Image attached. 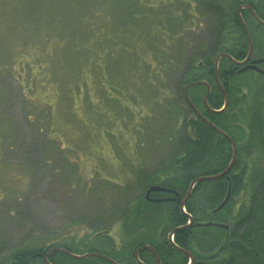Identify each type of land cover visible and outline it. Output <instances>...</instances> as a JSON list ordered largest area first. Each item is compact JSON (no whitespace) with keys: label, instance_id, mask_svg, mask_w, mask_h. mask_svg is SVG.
Masks as SVG:
<instances>
[{"label":"rangeland","instance_id":"rangeland-1","mask_svg":"<svg viewBox=\"0 0 264 264\" xmlns=\"http://www.w3.org/2000/svg\"><path fill=\"white\" fill-rule=\"evenodd\" d=\"M178 3L194 20L177 40L182 38L179 43L187 46L182 57L189 58L211 43L208 31L214 27L205 21L204 7L197 11L198 2ZM168 8H173L171 0H0V247L4 251L33 240L36 246L58 242L78 255L112 252L119 258L137 241L148 244L156 235L168 239L171 230L159 229L160 222L148 227L132 217L144 194L135 175L137 165L150 173L169 153L168 141L161 136V129L170 124L168 117L163 105L155 104L151 112L149 102L157 68V57L151 55L164 47L165 56L172 49L166 45L168 25L162 14ZM152 21L155 25L148 26ZM73 22L80 27L71 26ZM68 27L76 38L90 29L81 43L87 49L84 63L74 59L76 41L67 38ZM249 29L257 36L264 32L251 22ZM226 35L223 42L230 48ZM263 48L257 46L254 57ZM175 53L170 57L178 56ZM228 66L224 61L218 65L220 71ZM178 73L167 83L179 81ZM200 91L201 98L194 92L191 96L202 101L206 90ZM175 105L186 111L181 103ZM197 111L203 113L201 108ZM141 117L148 125L153 123L142 141L136 135ZM186 117L193 118V112L187 111ZM60 146L66 149L61 151ZM241 193L238 202L249 191ZM202 208L192 215L199 223L210 214ZM221 225L226 232L228 225ZM216 249L208 245L197 250L207 257ZM147 264H154L150 257Z\"/></svg>","mask_w":264,"mask_h":264},{"label":"trees","instance_id":"trees-1","mask_svg":"<svg viewBox=\"0 0 264 264\" xmlns=\"http://www.w3.org/2000/svg\"><path fill=\"white\" fill-rule=\"evenodd\" d=\"M171 2L173 8H168V11H163L162 14L168 25L166 28L169 34V42L166 45L170 44L172 49L165 56L161 53L164 47L151 55L157 57L155 59L157 68L152 76L154 81L151 82V88L153 90H150L152 92L149 100L151 112L154 110L152 108L155 104L156 107L163 105L164 112L168 117L170 124L161 129V136H165L166 142L168 141L169 153L165 155L160 165L150 173L144 171V166L137 165L135 175L143 187L144 194L133 210L132 217L134 221L138 220L142 225L148 227L160 222L159 229L168 228L170 231L186 225L189 221L188 215L192 218L197 210H203V205L205 210H210V214L207 216L208 220L199 223L192 218L191 225L176 231L172 237L176 246L195 255L192 264H208V261L214 259L216 262L209 264H264V74L246 70L237 75L231 71V61L221 58L219 63L224 61L225 64L229 65L226 69H221L222 71L219 70V67L217 69L218 79L228 98V106L219 113L208 111L203 103V97L200 101L198 95L196 98L191 96V93L194 92L198 93L199 98H201L202 91L200 90H206L205 86L197 85L188 89L187 95L191 105L186 101L183 91L184 86L188 83L205 82L211 89L207 97V105L212 110L221 109L223 95L216 84L214 60L220 53L229 55L235 61L245 57L248 45L242 26L236 16V10L240 5L248 4L253 8L257 17L264 22V0H193L196 4L198 2L197 11L198 6L207 10L204 12L208 15L205 21L213 25L214 29L208 31L211 43L205 49L191 53L189 58L182 57L187 46L184 47L183 43H179L182 38L179 42L177 40L183 31L190 29V24L194 20L186 14V9L179 5L178 0H171ZM189 4L188 2V6ZM240 16L249 32L254 55L257 46L264 45V40H262L264 32H260V36L253 35V31L249 29V23H253L258 30L261 29L262 31H264V26L255 21L245 9L241 10ZM194 18L197 19L196 16ZM152 22H148V26L150 24L155 25V22ZM70 25H73L74 28L80 27L75 26L77 23ZM65 29L70 32L67 38L76 41L72 45L74 59L84 63L87 49L81 43L84 34L88 33L90 29L86 27L87 32L83 29V34H77V38L74 30H69V27ZM224 34L230 36L227 40L232 44L230 48L225 47ZM97 44L98 42L95 45ZM174 44L179 49L178 51ZM179 44L182 49H180ZM172 45L175 46L174 49L171 47ZM146 47L148 48V46ZM262 50L257 57L262 56L264 48ZM173 52L178 55L174 59L170 57ZM142 62H144L143 58L139 62V67ZM195 63L196 65H194ZM100 65L109 72L102 63ZM145 69L149 71V74L152 73L151 68ZM179 71L182 74L179 81L175 80L173 84L167 83L169 76L175 75V73L179 74ZM242 76L247 78L238 81L237 79ZM174 103H181L186 111ZM192 106L196 110L201 108L203 118L224 132L234 142L236 157L232 168L226 175L215 180L200 182L193 187L184 205L187 213H182L177 199L159 203L148 201L144 196L148 187L158 185L174 190L182 199L187 194L188 187L194 178L216 175L222 172L232 157L229 141L195 115ZM189 110L193 112V118L186 117ZM152 124L148 125L144 117L139 119L136 135L140 141L144 139V134L149 132V127ZM173 132H175L174 135H172ZM238 132L241 134L239 140L236 139ZM140 144L141 147L139 148L141 149L143 143ZM63 149L66 148L60 146L59 150L62 151ZM30 157L33 158V156ZM248 169L251 170L247 172ZM245 190L249 191L247 198L243 194L242 199L238 202L236 197ZM152 196L160 198L165 195L152 194ZM226 196L229 198L223 207L213 212ZM199 201H201V205H199ZM206 223L212 225H206ZM221 223L228 225L226 232L220 227ZM150 239H148V244L156 248L160 264L187 263L188 257L174 249L168 239L163 240L157 235L153 242ZM32 242L33 240H30L27 246L17 247L8 252L0 247V264H44L42 255L49 247H52L53 243L51 246H36ZM59 244L56 243L57 247H64L76 254L64 244ZM141 244L145 243L137 241L128 252L118 254L121 255L119 258L117 253L112 252L104 256L119 264H136L133 259V250ZM208 245L217 248L216 251L209 252L210 256L207 257L200 255L198 250H206ZM151 259L154 264H157L155 259ZM47 261L50 264H110L100 258L76 260L61 253L50 255ZM144 262L147 264V258L144 259Z\"/></svg>","mask_w":264,"mask_h":264},{"label":"water","instance_id":"water-1","mask_svg":"<svg viewBox=\"0 0 264 264\" xmlns=\"http://www.w3.org/2000/svg\"><path fill=\"white\" fill-rule=\"evenodd\" d=\"M242 9H245L247 10L251 16L255 19V21H257L260 25L264 26V22L261 21L256 13L254 12L253 8L248 5V4H242L240 5L237 10H236V16L242 26V29H243V33L245 34V37H246V40H247V45H248V53H247V56L242 60V61H235L234 59H232L229 55H226V54H223V53H220L219 55L216 56L215 60H214V67H215V79H216V84L217 86L219 87V89L221 90V93L223 95V105L221 107V109L219 110H212L209 108V106L207 105V97L210 93V86L205 83V82H192V83H188L185 85L183 91H184V96H185V99L186 101L188 102V104L191 105V102L188 98V95H187V92H188V89H190L191 87L193 86H197V85H203L206 87V93H205V96L203 98V103L205 105V108L210 111V112H213V113H219V112H222L226 109V107L228 106V98H227V95L222 87V85L220 84V81L218 79V72H217V69H218V63L220 61L221 58H226L228 60H230L232 62V64L234 65H244L247 63V61L249 60V58L251 57V53H252V41H251V38H250V35L248 33V30H247V27L245 25V23L243 22L241 16H240V11ZM262 62H264V55L258 59H255V60H252L251 61V64L249 65H246L244 66L242 69L239 70V72H244L246 70H254L256 71L257 73L259 74H264V70H260L256 65L258 64H261ZM192 109L195 113V115H197L198 117H200L207 125L211 126L217 133H219L221 136L225 137L230 145H231V149H232V157H231V160L229 162V164L227 165V167L220 173L216 174V175H207V176H198L196 178H194L192 180V182L190 183L189 187H188V190H187V194L181 199V201L179 202V209L182 213H184V205L187 201V199L189 198L190 196V193H191V190L193 189V187L200 183V182H205V181H210V180H215V179H218V178H221L222 176L226 175L230 169L232 168L233 164H234V160H235V157H236V147H235V144L234 142L222 131L218 130L216 127L212 126L206 119L203 118V116L192 106ZM153 192H159V193H164V194H171L172 197L171 198H160V199H155V200H151V202H154V203H159V202H168V201H174L179 195L176 191L174 190H171V189H167V188H164V187H161V186H158V185H151L150 187H148V189L146 190L145 192V198L147 200H149V195ZM229 196H226V198L224 199V201L217 207L216 210H214L213 212L215 211H218L219 209H221L223 207V205L227 202ZM189 221L186 225H183L181 227H178V228H175V229H172L169 233H168V241L171 243V245L174 246V249H176L177 251H179L180 253L186 255L188 257V264H192L193 263V255L188 252L187 250H184L182 248H179L178 246H176L172 240V237L174 235V233L176 231H179V230H182L184 228H186L187 226L191 225L192 223V218L191 216H189ZM206 225H212L211 223H206ZM222 226L223 228H227L226 226L224 225H220ZM143 250H147L149 252L152 253L155 261L157 264H160V260L154 250V248L150 245H141L139 246L135 252H134V261L136 264H143L142 261L139 260L138 258V254L140 251H143ZM54 252H58V253H62L64 255H67L68 257L70 258H73V259H76V260H83V259H87V258H100V259H103L104 261L110 263V264H119L117 263L116 261L100 254V253H96V252H87V253H83V254H74L70 251H68L67 249H59V248H53V249H50L48 250L44 257H43V260H44V263L45 264H50L48 261H47V256L49 253H54Z\"/></svg>","mask_w":264,"mask_h":264},{"label":"flooded vegetation","instance_id":"flooded-vegetation-1","mask_svg":"<svg viewBox=\"0 0 264 264\" xmlns=\"http://www.w3.org/2000/svg\"><path fill=\"white\" fill-rule=\"evenodd\" d=\"M240 12H241V11H240ZM248 33H249V32H248ZM247 53H248V51L246 52L245 57L247 56ZM253 53H254V51H253V49H252L251 57L249 58V60L247 61V63L244 64V65H237V66H236V65H234V64H232V63L230 62V65H231V71L234 72V73H238L239 70L242 69L244 66L251 64V61H252V60L258 59V58H260V57H262V56L264 55V54H263L262 56L254 57ZM245 57H244V58H245ZM244 58H243V59H244ZM243 59H242V60H243ZM242 60H238V61H242ZM256 66H257L260 70H264V62H262L261 64H258V65H256ZM250 71H253V72L257 73V72L254 71V70H250ZM239 73H240V72H239ZM210 91H211V89H210ZM152 194H163V195H165V196H162L161 198H164V197H165V198H168L169 196H172L171 194H164V193H159V192H153V193H151V194L149 195V200H148V201H150V202H151V200L160 199V198H158V196L153 197ZM176 199L179 201L181 198H180V196H178ZM56 243H58V242H54V243L52 244V247H49L48 250L53 249V248L65 249L64 247H57ZM59 245H60V244H59ZM141 245H150V244H141ZM141 245H138L137 247L134 248V250H133V256H134V252H135V250H136L139 246H141ZM150 246L153 247V245H150ZM153 248H154V250H155V252H156V254H157V250H156V248H155V247H153ZM48 250H47V251H48ZM47 251H45L43 255L41 254V255H42V260H43V257H44V255H45V253H46ZM54 253H58V252H54ZM54 253H49L48 256H47V258H48L50 255L54 254ZM191 253H192V252H191ZM61 254H62V253H61ZM39 255H40V254H39ZM147 257H150V258H153V259H154L152 253L149 252V251H147V250L140 251L139 254H138V258H139L140 261H142L143 264H146V263L144 262V259H146ZM133 259H134V257H133ZM193 259L195 260V255H193ZM43 262H44V260H43ZM44 264H45V263H44Z\"/></svg>","mask_w":264,"mask_h":264}]
</instances>
